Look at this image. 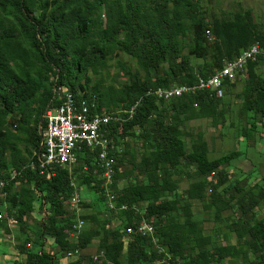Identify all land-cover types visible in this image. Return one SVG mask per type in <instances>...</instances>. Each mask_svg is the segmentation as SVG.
Returning <instances> with one entry per match:
<instances>
[{"label":"trees","instance_id":"trees-1","mask_svg":"<svg viewBox=\"0 0 264 264\" xmlns=\"http://www.w3.org/2000/svg\"><path fill=\"white\" fill-rule=\"evenodd\" d=\"M257 42L264 48V20H256L250 7L219 15L204 0H0V179L7 192L0 208L6 201L17 234L6 219L0 229L17 235L22 261L16 263L264 264V175L245 176L234 164L247 159L248 150L212 157L207 132L188 125L207 119L215 129L239 127L249 147L264 130V58L250 61L234 81L225 80L222 97L210 90L172 100L147 94L193 84ZM120 53L138 68L119 61L121 71L111 75L110 61ZM122 72L128 82L116 84ZM61 88L86 99L92 114L140 101L133 118L109 126L108 135L123 149L114 153L117 204L141 212L107 206L87 148L74 176L95 196L81 200L85 225L78 241L70 237L77 220L67 204L70 171L56 168L47 178L29 167ZM228 95L240 100L235 109ZM83 162L89 172L82 171ZM234 167L244 175L232 174ZM196 204L210 219L197 214ZM143 218L156 227L165 252L148 236L128 235L127 228ZM94 245L104 251L98 260L81 252Z\"/></svg>","mask_w":264,"mask_h":264},{"label":"built area","instance_id":"built-area-1","mask_svg":"<svg viewBox=\"0 0 264 264\" xmlns=\"http://www.w3.org/2000/svg\"><path fill=\"white\" fill-rule=\"evenodd\" d=\"M211 37L210 31H207ZM264 58V48L260 43H255L242 50V52L231 60H226L223 67L212 75L199 76L198 81L193 84H180L171 87H158L150 89L147 94H154L164 100H172L175 97L185 94L196 93L199 90H210L218 96L225 94L224 81H234L241 72L246 70L250 61ZM60 90L61 102L55 106H50L45 115L46 125L40 126L39 149L34 151V158L30 161L29 167L32 170H39L47 178H50L56 168H67L71 173V185L73 193L67 204L69 208L76 213V222L70 231V237L78 241L81 231L84 228L85 221L81 217L80 204L82 200L81 188L74 176V169L79 163V153L89 149L93 154L95 165L94 174L102 180L100 186L103 188L107 206L114 211L135 209L127 204L118 205V194L114 190L115 184V167L114 153L122 152V147L116 142L113 136L108 135L109 126L121 124L131 118L137 111L140 103L138 100L130 108L107 111L92 114L91 104L86 100H78L71 91ZM82 171L89 172L90 164L82 163ZM6 181L0 179V197L5 199L7 192L4 190ZM7 206L4 201V207ZM0 208V219H6L9 227L14 228L15 219L9 217L6 211ZM128 235L148 236L154 243V248L159 252H165L164 246L160 243V238L156 227L148 222L145 218L140 220L134 226L127 228ZM80 254V249L75 250ZM167 254V253H166ZM104 251L93 255L94 260L103 256ZM170 258V254H167ZM166 262V259L162 260Z\"/></svg>","mask_w":264,"mask_h":264},{"label":"rangeland","instance_id":"rangeland-1","mask_svg":"<svg viewBox=\"0 0 264 264\" xmlns=\"http://www.w3.org/2000/svg\"><path fill=\"white\" fill-rule=\"evenodd\" d=\"M204 5L208 9L210 13H217L219 15L228 13L230 11H233L237 9L238 7H250L253 12L256 20H264V0H204ZM185 53H187V49L185 50ZM192 61H200L199 59H196L194 57H191ZM119 61L126 62L131 67V69L134 71L138 68V65L136 61L129 57L128 55L124 53H120L119 56H117L115 59L111 60V68L109 70V73L111 75H115L117 71H121V67L119 65ZM113 77H110L109 80L112 81ZM118 81H116V84H119L120 81L122 82H128V77L121 73V76L117 78ZM240 89V85L237 87V90ZM225 96V94L223 95ZM231 100V105L235 109V105L239 103V99L236 97H230L227 96ZM228 98V99H229ZM237 109V108H236ZM235 124H237V120H235ZM189 127L197 132L200 130H205L207 132V139L210 144V147L212 149L211 156L216 157L220 156L225 152H229L233 149H241L244 152L247 151V159H236L234 160V164L238 167H242L246 170V175H248L250 172H256L257 176H263L264 175V130H260L256 133L255 139H252L249 141V147L247 145L244 146V143L240 140L238 136V129L239 127H232L228 129H222V128H214L210 124V120L207 119H199V120H190L188 122ZM224 130L226 133H224ZM260 137V138H259ZM262 137V139H261ZM246 157V156H245ZM254 164V166H253ZM254 167L256 168V171H254ZM237 168L232 169V174L237 171V174L240 175V170H237ZM244 174H241L243 176ZM250 180L256 181V176H253L250 178ZM188 183L184 181L182 183V188H186ZM94 197L95 195L93 192L89 191L86 187L81 188V196L84 199L87 196ZM195 210L199 211L197 214L202 217H206L207 219H210L209 215L207 213H202L201 211V205L196 204ZM264 214V205L262 206V209L259 211V215L262 216ZM212 222H205L206 226L209 227ZM16 226V225H15ZM14 226V232L17 234V226ZM16 228V229H15ZM97 250L93 249V253L91 255L97 254ZM68 260V259H64Z\"/></svg>","mask_w":264,"mask_h":264},{"label":"crops","instance_id":"crops-1","mask_svg":"<svg viewBox=\"0 0 264 264\" xmlns=\"http://www.w3.org/2000/svg\"><path fill=\"white\" fill-rule=\"evenodd\" d=\"M14 229V228H13ZM17 235L15 233L6 234L4 229H0V264H17L16 261L19 259L18 249L16 246ZM96 243V242H95ZM51 252H54L55 247H48ZM93 249L98 250L97 246H91L87 249H84L83 254L91 255ZM65 258H62L60 261L65 262ZM22 258L20 257V262ZM21 264V263H18Z\"/></svg>","mask_w":264,"mask_h":264},{"label":"bare ground","instance_id":"bare-ground-1","mask_svg":"<svg viewBox=\"0 0 264 264\" xmlns=\"http://www.w3.org/2000/svg\"><path fill=\"white\" fill-rule=\"evenodd\" d=\"M71 94H72V95H74V93H73V92H71Z\"/></svg>","mask_w":264,"mask_h":264}]
</instances>
